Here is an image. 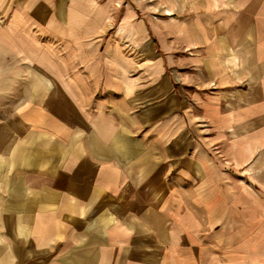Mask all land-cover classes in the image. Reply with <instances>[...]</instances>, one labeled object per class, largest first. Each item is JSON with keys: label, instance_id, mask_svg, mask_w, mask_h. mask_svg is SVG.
<instances>
[{"label": "crops", "instance_id": "0c3cea01", "mask_svg": "<svg viewBox=\"0 0 264 264\" xmlns=\"http://www.w3.org/2000/svg\"><path fill=\"white\" fill-rule=\"evenodd\" d=\"M16 1L0 0V264H185L191 237L231 234L264 198V0L154 24L167 67L147 83L61 39L66 5Z\"/></svg>", "mask_w": 264, "mask_h": 264}, {"label": "rangeland", "instance_id": "374dc122", "mask_svg": "<svg viewBox=\"0 0 264 264\" xmlns=\"http://www.w3.org/2000/svg\"><path fill=\"white\" fill-rule=\"evenodd\" d=\"M17 0L16 3H25ZM31 1V0H30ZM47 5L44 15L47 19L56 14L60 5H66L61 12V39H90L85 53L93 57L106 55L109 67L123 66V60L116 55L125 54L126 67L131 70L130 78L137 77L141 83L149 80V71L167 67L164 41L153 32V25L183 15L182 9L193 0H32ZM207 1V0H206ZM11 15V13H10ZM9 13L0 9V39L7 38ZM57 16V14H56ZM47 25H50L47 24ZM58 25V26H59ZM53 27V26H50ZM71 27V28H70ZM68 29V30H67ZM142 39H135L138 31ZM29 36L35 39L37 36ZM47 39H53L51 37ZM135 39V40H134ZM69 53L73 46L63 50ZM59 46H62L59 47ZM69 47V46H68ZM1 52V51H0ZM155 53L159 60L155 59ZM2 54H0V58ZM128 60L131 65L127 66ZM4 62L0 60V64ZM246 206V205H244ZM246 217L232 223L231 234L208 230V234L191 237L189 250L184 252L185 264H264V198L255 199ZM224 223V222H223ZM222 223V224H223Z\"/></svg>", "mask_w": 264, "mask_h": 264}]
</instances>
